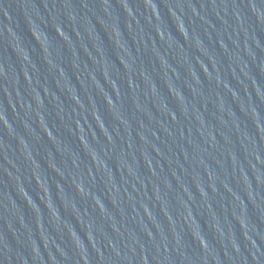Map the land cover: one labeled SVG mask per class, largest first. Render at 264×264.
<instances>
[{"label":"water","instance_id":"1","mask_svg":"<svg viewBox=\"0 0 264 264\" xmlns=\"http://www.w3.org/2000/svg\"><path fill=\"white\" fill-rule=\"evenodd\" d=\"M0 264H264V0H0Z\"/></svg>","mask_w":264,"mask_h":264}]
</instances>
